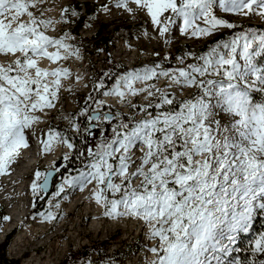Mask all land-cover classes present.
<instances>
[{
    "label": "snow or ice",
    "instance_id": "1",
    "mask_svg": "<svg viewBox=\"0 0 264 264\" xmlns=\"http://www.w3.org/2000/svg\"><path fill=\"white\" fill-rule=\"evenodd\" d=\"M42 2L0 0V54L15 57L7 67L0 66V175H6L20 151L29 147L26 130L40 120L34 113L55 107L60 77L70 75L67 68H41L38 60L46 58L55 63L73 54L79 58L78 50L72 52V46L64 42L67 33L59 38L46 35L54 21L41 19L29 10ZM110 2L130 15L144 12L160 37H165L178 20L182 35L197 38L209 36L218 28L235 27L213 14L216 0ZM219 7L224 12L264 17V0H219ZM109 10L108 4L102 5L101 11ZM65 13L61 12V18ZM24 15L27 20H20ZM200 20L204 27L197 24ZM50 47L57 50L49 52ZM60 49L66 53L64 57ZM261 57L264 32L248 29L217 42L195 57V64L160 71L156 65L118 78L104 96L115 95L124 101L128 95L146 92L158 101L147 106L157 110L155 115L147 112L140 120L129 117V123L117 113L119 123L112 127V136L97 144L95 152L88 150L92 158L88 171L65 177L54 195H60L64 185L84 191L87 184L95 182L90 198L105 209V216L142 220L148 225V238L158 240V247L154 244L149 249L153 257L148 264H264V259L257 258V254H264V233L250 242V258L242 260L240 249L234 247L238 235L249 232L257 209L264 213ZM177 60L183 64V57ZM161 76L176 89L197 91L178 101L155 85L134 87L136 82ZM48 77H55L51 84ZM96 103L103 105L104 101ZM140 111L146 112V107ZM93 112L89 121L113 119L111 113L101 116ZM45 136L40 140L42 153L50 152L54 142L73 148L52 129ZM134 150L140 152L135 159ZM55 170L35 171L31 184L34 194L47 191ZM44 219L52 221L55 216L49 212Z\"/></svg>",
    "mask_w": 264,
    "mask_h": 264
},
{
    "label": "rangeland",
    "instance_id": "2",
    "mask_svg": "<svg viewBox=\"0 0 264 264\" xmlns=\"http://www.w3.org/2000/svg\"><path fill=\"white\" fill-rule=\"evenodd\" d=\"M105 4H108L110 7L108 12L101 11L102 5ZM70 5L72 6L71 11L69 10ZM130 6L133 8L135 7L134 5ZM29 10L33 11V13L41 19L54 21V23L45 30L47 35L59 38L67 33V39L64 42L72 46V52L78 50L79 58H77L75 54L69 55L70 75L68 78L70 77L72 81L70 85L66 87L63 79L60 78V87L57 91V98L54 101L55 107L44 109L43 111H36L34 113L40 117V120L33 124L32 128L26 130V138L29 143V149H27L28 154H32L31 150H37V147H41L38 140L47 138L45 134L48 133L47 130L50 123L56 125L53 130L60 133L62 138H65L68 133L74 136L78 134V128L74 129L72 126L73 124L77 125L78 121L87 125L90 130L89 133H94L97 130L102 131L106 122L103 120L89 121L88 119L90 115L94 114L93 110H100L98 113L101 114V116H103L104 113H111L113 119H116V114L119 113L121 114L120 119L129 123V117L134 118V120H140L146 116L147 112H151L155 115L157 111L154 107H147L150 103L154 104L158 102L156 96L148 97L146 92H140L137 95L126 98V107L124 109L113 106L110 103L99 105L94 102L92 108L86 112V106L90 99L89 94L92 92L94 84L95 86L101 83L108 85L109 80L114 78L110 85V90L120 76H124L130 71H136L145 67L155 68L156 65H159L157 71L170 70L186 67L188 64H195L197 63L195 57L200 56L197 53L198 49L207 46L208 48L205 52H208L209 48L213 46L211 43H214V39L220 34L224 35L230 33V38H232L237 33L236 30L238 33L248 29L256 31L255 25L262 27L263 31L261 32H264V17L251 12L248 13V15L224 12L219 7V0H216L213 7V14L218 19H223L235 25V27L218 28L214 30L211 35L196 39L187 34L182 35L179 30V25L175 27V33L167 44L162 42L163 37L159 36L158 31L151 24L150 18H148L144 12L137 11L134 12V15H130L123 9H117L110 0H43L36 9ZM64 10H66V13L64 17L61 18V12ZM73 13H75V15H73ZM20 20L26 21L27 16H21ZM197 23L201 27L205 26L203 21H197ZM13 26H15V23H13ZM99 29L102 33L103 40H100V44L97 47L98 50H95L94 46L89 45H94L98 40L96 32ZM145 32L147 35H145ZM228 39L224 38L222 41ZM105 40H107V48L102 47V41ZM86 44L88 46H86ZM121 47L125 50L122 56H118V50ZM56 50L57 49L52 48L51 51L54 52ZM59 51L61 54L64 50L60 49ZM110 57L115 63H119L123 66L122 70L118 73H116L117 67L109 63ZM165 57H167V59H165ZM177 57H183V64L177 60ZM14 59L15 57L12 55L5 56L0 54V66L7 67ZM259 62L264 63V57L259 58ZM78 71L85 72L86 83L84 86L78 85L76 80H73L74 74ZM47 79L51 84V77ZM170 84L167 77L161 76L158 79L154 78L146 82H136L134 83V87L137 88L138 86V88H143L147 85H155V88L175 95L178 101L190 97L197 91L194 88L184 90L176 89L174 85L170 86ZM155 88L153 91H155ZM101 98L98 100H101ZM133 105H135V107H132ZM141 107H146V112H141ZM85 112L86 114H84ZM117 120L119 121V119ZM68 142L72 143L70 140H68ZM72 149L74 150V145ZM72 149L70 150L72 151ZM134 151L135 156L133 158L135 159L140 155V152L138 150ZM67 153L68 151L64 145L63 148L61 147L60 156L53 163H49L47 161L49 152H41L35 169L33 170L32 166L29 175L19 179H6L7 175H0V209L4 208L8 217L10 212L18 206L20 207L21 204L24 207L22 210L27 209V215L23 216L18 222L16 231L7 245V259L12 260L14 264H25L24 262L26 259L30 258L32 255L41 256L50 252L52 249L50 243L38 247L33 251L22 252V254H15V251L10 249L12 248V241L19 232H22L33 224L35 227L40 225L39 223H32V219L41 218L39 219L40 222H45L47 220L44 219V216L51 212L55 216V219L50 221L51 228L49 229V233H53L65 223L60 233V243L62 244H60L58 252L56 251L60 258L55 259L56 262H58L55 264H65L64 259L69 252L79 251L83 247H92L95 248L96 251L100 250L105 253L102 258L100 254L95 252L92 259L86 262L87 264H148L152 255L149 249L154 244L158 247V240L154 241L148 238V225L142 220L129 216L110 218L104 215L105 209L101 207L100 211L103 212L101 219L103 222L105 221L104 224L108 230L103 231L100 228L99 231H95L91 226L94 219L88 217V214L84 212L86 201L70 212L66 207V202L71 200L79 190L78 186L64 185V190L66 189L65 192H61L58 196L54 195L63 184L65 177L77 176L80 172L88 171V167L82 169L79 173L68 172L63 176H59L58 187L47 196L45 207L40 212L33 211V204L39 196V193L34 194L31 190V184L36 169L38 167H44V169L50 170L55 167V175L65 161L64 156L67 155L68 157L69 153ZM22 155L23 150L20 151L19 156ZM58 161H61L59 162L60 164ZM91 163L92 158L90 157V164ZM89 185H91V188H88L85 196H88V199L91 200V192L94 190L95 182ZM108 195L111 198V193H108ZM57 203L59 207L56 206ZM84 215H86V217H84ZM5 226L6 223L2 224L0 221V231L3 230ZM260 233H264V213H261L260 210L257 209L253 216L249 232L244 233L245 238L242 237V239L239 240L241 244H243V248L239 255L242 260L250 258V242ZM65 242H70L69 246L64 247L63 245ZM233 255H235V253H233ZM257 258L264 259V254H257Z\"/></svg>",
    "mask_w": 264,
    "mask_h": 264
},
{
    "label": "bare ground",
    "instance_id": "3",
    "mask_svg": "<svg viewBox=\"0 0 264 264\" xmlns=\"http://www.w3.org/2000/svg\"><path fill=\"white\" fill-rule=\"evenodd\" d=\"M200 21H202V20H200ZM181 23H182L181 21H177V23L172 26L170 32L166 33V36L162 38L163 43H165L164 42L165 39H168L170 41V39L173 37L172 35L175 33L174 32L175 27L181 25ZM190 37H192V36H190ZM202 37H206V36H201L199 38H202ZM195 38L198 39L197 37H195ZM51 50H52V47L48 48L49 52H53ZM124 50L125 49L121 47L118 50L117 55L122 56ZM60 55H61V57H64L66 55V53L63 51V53H61ZM38 66L41 68L49 69V70L56 69V68H67L68 71H70L69 55H67L66 59L57 60L55 63H53L52 61H49L46 58H40L38 60ZM84 73L85 72H83V71L82 72L78 71L75 74L73 73L74 74L73 80H76L77 84L80 86H82V85L84 86V84L86 83ZM77 77H79V79H77ZM121 77H123V76H120L119 78H121ZM60 78L63 79V82L66 85V87H67V85H70V83L72 81V79H70V77L65 78V77L61 76ZM51 79L53 80V79H55V77H51ZM115 83H116V81H115ZM115 83L113 84V86L115 85ZM113 86H112V88H113ZM137 88H138V86H137ZM107 91H109V90H107ZM129 96H132V95H128V96H126V98H128ZM126 98L124 101H120L119 97H117L115 95L107 96V97L103 95L101 100L104 101V103H110L113 106H117L119 108L124 109L126 107L125 106L126 105L125 104ZM96 112H100V110H97ZM61 147L62 148L64 147V145L61 142H54L53 143L52 150L49 152L48 158H47V161L49 163H53L60 156L59 154L61 151ZM27 149H29V147ZM27 149H22L23 155L18 156L16 161L12 165L9 166L8 172L6 174L7 175L6 179L14 180V179H19L21 177H25L26 175H29L32 166L34 165L35 161L37 160L38 154H37V150H35V149L31 150L32 154H28ZM66 150L68 151L69 154L72 152L67 147H66ZM136 154H137V152H136ZM88 188H91V185L87 184L84 188V191H80V189H79L76 192L75 196L71 200H68L66 202V207H67L68 211L70 212L73 209L77 208L79 205H81L84 201H86V207L84 208V212H85V214H88V217H92L94 219L93 223L91 225L92 229L95 231H99L101 228L103 231L104 230L107 231L108 228H106V226L104 224L105 221L103 222L101 219V216L103 213L102 211H100L101 206L98 205L94 199L91 198V200H89L88 196H85L87 191H88ZM65 190L63 192H65ZM18 207L16 209H13L10 212L9 220L6 222L5 228L0 231V243L3 242L4 236L8 232H10L12 228L17 226V224L21 220V218L23 216L27 215V209L22 210V208H24L22 204L20 205L19 208ZM84 217H86V215H84ZM39 219H41V218L32 219V223H35V224L39 223L40 224L39 226L35 227L33 224L30 227H27V229L23 230L22 232H19L18 235L16 234L17 236L12 241V245H11L12 248L10 250L15 251V254H22V252L33 251V250H36L38 247H41L43 245H47L50 243L51 244L50 246L52 247V249L50 250L49 253H47L45 255H41V256L32 255L30 258L26 259V261L24 263L25 264H55V263H58V262H56L55 259L60 258V257L58 256L56 251L58 252L59 246H60V244H62V243H60L61 242L60 233H61L62 227L65 225V223H63L53 233H49V229L51 228L50 227V225H51L50 221L47 220L45 222H40ZM133 223H135V222H133ZM242 237H245L244 233H240L238 235L237 244L234 247H238L240 249L239 244L241 242L239 240H241ZM69 244H70V242H65V244L63 246L67 247V246H69ZM56 254H57V256H56ZM235 255H237V254L235 253ZM152 257H153V254L150 257V260L152 259Z\"/></svg>",
    "mask_w": 264,
    "mask_h": 264
},
{
    "label": "trees",
    "instance_id": "4",
    "mask_svg": "<svg viewBox=\"0 0 264 264\" xmlns=\"http://www.w3.org/2000/svg\"><path fill=\"white\" fill-rule=\"evenodd\" d=\"M69 10H72V6L70 5ZM254 26V25H253ZM256 27V31L257 32H261L263 31V28L260 27L259 25H255ZM236 32L238 33V31L236 30ZM96 35L98 36V40L95 42L94 45H89V46H94L95 50H98L97 47L100 44V40L102 39V33L100 31V29L96 32ZM231 34H220L218 35L214 40V43L211 44H216L217 42H221L224 38H230ZM106 41H102V47L107 48V44ZM86 46H88L86 44ZM207 46H203L200 49H198L197 53L199 55H202L206 50H207ZM109 63H111V65H115L117 67V71L116 73H118L119 71L122 70L123 66L120 65L119 63H115L111 57L109 59ZM114 78H111L109 80V84L108 85H104V84H100L102 85L101 87H96L94 84V88L92 90V92L89 94L90 95V99L88 101V104L86 106V112H88L94 102H96V100L100 99L103 92L106 90H109L110 85L112 84ZM86 112L84 114H86ZM83 114V115H84ZM119 121L117 119H113L110 123L105 124L104 129L101 130H97L94 133H89L90 130L87 127V125H85V123H81V122H77L78 125V134L76 136L72 135L71 133H68L65 138L70 140L73 145H74V150L73 153L71 155V157L68 160H65L60 169L55 173V175L53 174L52 177H50L49 179V184H48V190L46 192H41L39 193L38 199H36V202L33 204V211L35 212H40L44 207H45V200L47 198V196L49 194H51L52 192H54L57 187H58V177L59 176H63L66 173L70 172V173H79L82 169L87 168L88 165L90 164V157L88 156V150L92 149L93 152L96 151V145L99 144L102 140L108 139L112 136V127L116 124H118ZM56 127V125L53 124H49L48 125V130L49 129H54ZM61 161H58V163ZM60 164V163H59ZM39 170L41 172H45L48 171L46 169H44V167H38L36 169V171ZM39 183V181H38ZM32 190V188H31ZM7 216L4 208L0 209V221L2 224L6 223L7 221H5L3 219V217ZM16 230H14L12 235L7 236L6 240L3 241L2 243H0V264H14V262L12 260L7 259L6 257V248L7 245L10 242V239L12 238V236L14 235ZM245 238V237H244ZM240 246V251L243 248V244H239ZM97 252L98 254L101 255V257H104V252L100 251V250H95V248L92 247H83L81 248L79 251L76 252H69L67 254V256L64 259V263L65 264H85L86 262L90 261L92 259L93 254ZM238 255H240V252L238 253Z\"/></svg>",
    "mask_w": 264,
    "mask_h": 264
},
{
    "label": "built area",
    "instance_id": "5",
    "mask_svg": "<svg viewBox=\"0 0 264 264\" xmlns=\"http://www.w3.org/2000/svg\"><path fill=\"white\" fill-rule=\"evenodd\" d=\"M229 40V39H228ZM185 67V66H184ZM73 153V152H72ZM68 156H70V154L68 155Z\"/></svg>",
    "mask_w": 264,
    "mask_h": 264
},
{
    "label": "water",
    "instance_id": "6",
    "mask_svg": "<svg viewBox=\"0 0 264 264\" xmlns=\"http://www.w3.org/2000/svg\"><path fill=\"white\" fill-rule=\"evenodd\" d=\"M54 174V173H53ZM48 190V189H47Z\"/></svg>",
    "mask_w": 264,
    "mask_h": 264
}]
</instances>
